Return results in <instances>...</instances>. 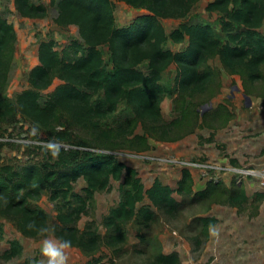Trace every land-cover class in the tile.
Wrapping results in <instances>:
<instances>
[{"label":"trees","instance_id":"trees-1","mask_svg":"<svg viewBox=\"0 0 264 264\" xmlns=\"http://www.w3.org/2000/svg\"><path fill=\"white\" fill-rule=\"evenodd\" d=\"M117 1L146 9L150 14L138 17L129 26L120 27L115 20ZM198 1L51 0L58 7L55 22L59 26L76 25L82 41H73L64 54L56 49V41H41L39 65L30 72L32 88L20 93L15 101L0 97V122L16 121L18 115L23 114L47 133L49 140L68 143L71 147L46 151L44 159L36 163L0 164V216L16 222L26 236H41L37 228L41 224H50L49 216L44 209L30 206L29 199L38 200L46 195L51 201L60 203L62 209L64 206L54 224L56 234L70 238L73 246L94 252L103 242L101 234L96 228L92 229V225L82 232L77 224L87 213L88 202L93 200L95 192L110 188L113 179L122 182L120 202L106 218V226L114 232L105 241L110 247L125 241L128 222L137 217L146 222L154 219L151 206H139L146 198L157 208L180 210V204L173 197L174 189L161 179L155 178L147 189L135 168L119 162L110 152L97 153L92 149H111L117 145L112 144V139L129 133V125L125 122L118 121L120 124L116 129L107 128L111 119L126 121L127 112L118 114L123 106L133 111L136 120H140L152 136L168 138L172 128L179 123L177 119L161 124L160 104L166 94H171L161 81L171 64L176 65L177 72L172 91L179 97L211 87L210 82L217 74L209 69L208 62L215 57L220 58L230 73H241L250 82L262 79L264 0H214L206 9L220 14L221 31H216L210 24H181L168 35L159 18L184 17ZM15 4L23 16L47 15L43 4L30 0H15ZM186 36L188 45L183 52L174 53L166 48L169 39L180 43ZM15 41L13 25L0 17V88L9 71L10 52ZM104 48L111 53L112 67L105 59ZM143 65H147V70ZM56 77L63 84L43 102L41 93ZM181 111L184 116L197 118L199 115L190 104ZM83 130L90 131L92 138H83L80 135ZM147 143L145 138L136 135L122 147L143 151L148 148ZM78 147L85 148L80 150ZM80 178L87 183L85 195L74 193V184ZM193 184L192 173L186 168L177 192L237 208L248 202L245 190L231 188L223 181H210L203 191L195 193ZM30 221H35L32 228L27 226ZM201 222L202 234L207 239L209 226H214L217 219L206 216ZM2 235L0 224V238ZM23 250L19 241H12L4 258H17ZM151 264L182 262L173 252L158 254Z\"/></svg>","mask_w":264,"mask_h":264},{"label":"rangeland","instance_id":"rangeland-1","mask_svg":"<svg viewBox=\"0 0 264 264\" xmlns=\"http://www.w3.org/2000/svg\"><path fill=\"white\" fill-rule=\"evenodd\" d=\"M30 1L43 4L47 15L23 16L15 0H0V17L12 24L16 32L9 71L0 88V97L10 101H15L20 93L32 88L30 72L39 65L41 41H56V49L62 54L73 41H82L76 25L59 26L55 22L58 7L51 0ZM212 1L199 0L186 16L159 18V22L168 35L181 24H210L216 31H221L220 14L206 9ZM149 14L146 9L134 8L123 1L116 2L115 20L120 27L129 26L138 17ZM261 32L264 33V26ZM188 39L186 36L180 43L169 39L166 48L174 53L183 52ZM103 51L112 67L110 51L106 48ZM142 67L144 70L148 68L147 65ZM208 67L217 74L210 82L211 87L202 92L186 93L183 97L172 91L176 65L171 64L164 71L161 83L171 94H166L161 101V124L179 121L166 140L152 136L144 124L136 120L133 111L123 106L118 114L127 112L126 121L111 119L107 128L116 129L119 122H125L129 125V133L112 139V144L117 145L111 149H92L97 153L110 152L119 162L135 168L147 189L155 178L161 179L174 189L173 197L180 204V210L157 208L146 198L139 206H151L154 219L146 222L137 217L128 222L125 241L110 247L105 241L114 232L106 226V218L120 202L122 182L113 179L110 188L95 192L93 200L88 202L87 213L77 224L82 232L89 230V225L96 228L103 238L102 244L94 252L73 246L68 252V264H151L158 254L173 252L179 255L182 264H264V189L259 186L257 176L251 173L252 170L263 169V166H255L264 160V65L262 79L256 82H250L241 73L227 71L219 57L209 60ZM61 84L62 80L54 78L49 88L41 93V100L44 102ZM243 93L249 96V105ZM188 104L199 113L197 118L183 115L181 110ZM83 131L80 133L83 138H92L90 131ZM136 135L147 140V149L136 151L122 147ZM62 147L70 148L71 145L49 140L48 134L23 114H19L16 121L0 122L1 165L36 163L44 159L46 151L55 152ZM78 148L82 150L85 147ZM179 160L207 163L210 167L205 170L192 168L180 164ZM186 168L193 176L194 193L203 191L210 181H223L231 188L245 190L248 202L237 208L212 204L194 194H179L178 182ZM86 187V181L80 178L74 184V193L85 195ZM29 204L44 209L50 224L57 223L58 213L64 210V206L62 209L60 203L51 201L46 195L38 200L29 199ZM206 216L217 219L215 232L209 230L207 239L202 234L201 222V218ZM0 224L3 228L0 264H46V258L40 253L41 236H26L16 222L4 216H0ZM12 241H19L24 250L19 257L8 260L4 258V252Z\"/></svg>","mask_w":264,"mask_h":264},{"label":"clouds","instance_id":"clouds-1","mask_svg":"<svg viewBox=\"0 0 264 264\" xmlns=\"http://www.w3.org/2000/svg\"><path fill=\"white\" fill-rule=\"evenodd\" d=\"M29 228L35 226V221H30ZM210 231L215 232V226L210 225ZM41 235L40 253L46 258V264H68L69 250L73 247V241L63 235L56 234L54 224H41L37 228Z\"/></svg>","mask_w":264,"mask_h":264},{"label":"built area","instance_id":"built-area-1","mask_svg":"<svg viewBox=\"0 0 264 264\" xmlns=\"http://www.w3.org/2000/svg\"><path fill=\"white\" fill-rule=\"evenodd\" d=\"M180 164H184L186 166H190L192 168H203L204 170L209 168V164H204L202 162H192V161H182V160H179L178 161ZM251 173H253L254 175L257 176L258 178V183H259V186L264 189V165H263V169L261 171H255V170H252Z\"/></svg>","mask_w":264,"mask_h":264},{"label":"crops","instance_id":"crops-1","mask_svg":"<svg viewBox=\"0 0 264 264\" xmlns=\"http://www.w3.org/2000/svg\"><path fill=\"white\" fill-rule=\"evenodd\" d=\"M264 26V25H263ZM237 89H238V87H237ZM243 96H244V93H243ZM244 99H245V97H244ZM246 100V99H245ZM246 103H247V101H246ZM248 104V103H247ZM249 105V104H248ZM257 166H255V167H262L263 165H264V160L262 161V162H260V163H257L256 164Z\"/></svg>","mask_w":264,"mask_h":264},{"label":"water","instance_id":"water-1","mask_svg":"<svg viewBox=\"0 0 264 264\" xmlns=\"http://www.w3.org/2000/svg\"><path fill=\"white\" fill-rule=\"evenodd\" d=\"M244 97H245V99H246L247 103H248V104H250V99H249V96H248V95H246V94H244Z\"/></svg>","mask_w":264,"mask_h":264}]
</instances>
